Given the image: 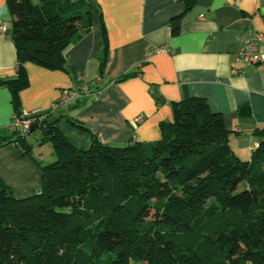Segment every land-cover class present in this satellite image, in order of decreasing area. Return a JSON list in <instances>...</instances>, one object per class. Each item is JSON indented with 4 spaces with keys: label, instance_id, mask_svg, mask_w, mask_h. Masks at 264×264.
Listing matches in <instances>:
<instances>
[{
    "label": "trees",
    "instance_id": "obj_1",
    "mask_svg": "<svg viewBox=\"0 0 264 264\" xmlns=\"http://www.w3.org/2000/svg\"><path fill=\"white\" fill-rule=\"evenodd\" d=\"M5 2L16 75L0 80V88L10 91L21 117L26 63L63 71L64 51L91 27L99 29L104 54L107 37L99 5L86 0ZM178 29L176 17L172 33ZM172 110L157 141L114 147L92 134L85 148L46 111L32 133L41 131L39 142L51 144L55 161L38 163L40 190L18 199L0 178V264H264V128L255 133L251 158L241 160L221 115L204 100ZM32 133L12 128L0 148L12 143L32 158Z\"/></svg>",
    "mask_w": 264,
    "mask_h": 264
},
{
    "label": "crops",
    "instance_id": "obj_2",
    "mask_svg": "<svg viewBox=\"0 0 264 264\" xmlns=\"http://www.w3.org/2000/svg\"><path fill=\"white\" fill-rule=\"evenodd\" d=\"M86 1L100 7L107 37L105 54L99 29L93 26L64 51L65 70L26 63L29 86L19 93L22 113L50 111L49 119L57 120L55 126L77 148L87 147L92 134L115 147L131 140H159L160 123L173 119L172 105L198 98L221 115L233 153L241 160L251 158L259 143L255 133L264 128V63L242 67L236 54L245 42L264 35V0ZM92 10L96 22L94 6ZM176 17L179 29L173 34ZM0 22L10 33L5 0H0ZM164 47L166 53L156 51ZM257 47L264 55V39ZM15 75V48L0 34V80ZM84 84L99 91L96 99L82 96L59 104L63 91ZM11 100L10 91L0 88V138L12 132ZM40 139H26L32 158L23 156L12 143L0 148V178L18 199L40 190L38 163L53 160L52 155L45 157Z\"/></svg>",
    "mask_w": 264,
    "mask_h": 264
},
{
    "label": "built area",
    "instance_id": "obj_3",
    "mask_svg": "<svg viewBox=\"0 0 264 264\" xmlns=\"http://www.w3.org/2000/svg\"><path fill=\"white\" fill-rule=\"evenodd\" d=\"M238 2V0L236 1ZM0 34L4 38H9V33L7 32L6 26L0 22ZM264 39L263 34H257V36L245 42L236 54V60L242 67L256 66L264 63V55L258 51V43ZM157 52H167V48H159ZM96 81H99L97 78ZM99 91L94 89L89 84H84L75 90L63 91L61 98L59 100L60 105H65L70 100H76L82 96H92L93 99L97 98ZM55 106L51 107L54 108ZM46 111L34 110L32 112L22 113L21 117L13 116L11 120V127L18 131L20 134L25 135L29 132L30 128L37 122L44 120V113ZM50 113V111H47ZM143 117H138L136 123L140 122Z\"/></svg>",
    "mask_w": 264,
    "mask_h": 264
},
{
    "label": "rangeland",
    "instance_id": "obj_4",
    "mask_svg": "<svg viewBox=\"0 0 264 264\" xmlns=\"http://www.w3.org/2000/svg\"><path fill=\"white\" fill-rule=\"evenodd\" d=\"M8 28L10 29V25L7 24ZM41 136V131L37 130L34 133L30 134L29 137L31 138V140H36L37 137ZM41 150L43 151V153L46 155L45 157H50V155H52V161H55V156L53 154V150H52V146L49 142L42 144L41 145ZM51 162H45V163H51ZM128 264H139V262L135 261V260H129Z\"/></svg>",
    "mask_w": 264,
    "mask_h": 264
},
{
    "label": "water",
    "instance_id": "obj_5",
    "mask_svg": "<svg viewBox=\"0 0 264 264\" xmlns=\"http://www.w3.org/2000/svg\"><path fill=\"white\" fill-rule=\"evenodd\" d=\"M35 126H32L31 128H30V130H29V133H32L34 130H35Z\"/></svg>",
    "mask_w": 264,
    "mask_h": 264
}]
</instances>
